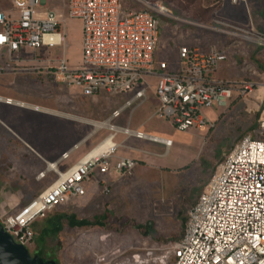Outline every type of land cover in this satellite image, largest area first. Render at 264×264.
<instances>
[{"label":"built area","instance_id":"built-area-1","mask_svg":"<svg viewBox=\"0 0 264 264\" xmlns=\"http://www.w3.org/2000/svg\"><path fill=\"white\" fill-rule=\"evenodd\" d=\"M12 1L17 16L0 13V47L8 54L21 48L60 46L61 56L50 64L46 60L42 70L54 80L76 87L85 96L100 90L127 92L144 84L123 106L113 110L110 118L118 117L134 102L146 99V89L150 86L147 77L157 79L154 94L158 106L154 115L183 132L191 128L207 131L215 128L216 122L203 113L204 108L227 107L236 96L263 91L254 135H243L217 164L189 207L181 236L168 242H144L130 252H127L128 237L129 240L122 242L123 247L104 245L101 254L94 249L95 237L89 236L82 240L84 250L93 252L91 264H264V81L237 82L217 77V71L228 61L226 51L217 47L203 52L187 45L179 46L176 68L165 60L157 61L161 18L183 22L160 2L129 0L130 6L123 10L121 0H67L64 11L49 9L45 0ZM225 2L242 7L249 23L241 25L226 18H214L210 24L188 20L184 23L229 36L236 43L246 42L264 49V32L255 30L251 24L250 0H215L214 3ZM69 19L79 20L81 24V62L75 66L65 55ZM0 100L12 102L10 98L0 97ZM94 126L107 128L111 133L65 171L48 163L56 174L55 180L17 212L0 215V223L16 242L31 245L33 224L57 205L84 196V184L95 174L132 175L137 161L117 155L122 147V142L115 141L118 133L160 141L166 147L171 144V140L116 126L109 120L95 121ZM66 156L67 152L62 154ZM99 181L107 193V181L104 178Z\"/></svg>","mask_w":264,"mask_h":264},{"label":"rangeland","instance_id":"rangeland-1","mask_svg":"<svg viewBox=\"0 0 264 264\" xmlns=\"http://www.w3.org/2000/svg\"><path fill=\"white\" fill-rule=\"evenodd\" d=\"M64 1L48 0L46 7L64 10ZM149 1L160 2L169 8L174 16L183 20L182 22L161 18L155 59H167L174 56L177 47L183 44L203 52L217 47L224 49L228 56V61L222 65L220 71L218 70L221 76L237 82L253 80L261 83L264 81V51L261 47L246 42L236 43L229 36L184 23L188 20L210 24L214 18H226L246 25L249 23V17L245 11L236 13L238 7H230L229 10L227 6L214 7L215 0ZM129 3V0H121L122 9L126 10L130 6ZM249 7L251 24L255 30L263 31L264 22L262 24L258 22L264 20L262 16L264 0H250ZM10 9L11 0H0V13L9 12ZM79 22V20L73 22L72 30L69 28V23L66 26L67 57L72 65H77L80 59ZM45 49L51 54L61 52L60 46L42 47L39 51L44 52ZM2 56L3 54L0 53V62ZM53 60L49 59V64L53 63ZM231 63L234 66H231ZM20 75L15 76L16 85H14V90L18 91L19 95L22 93L23 97L37 100L47 106L67 108L70 104L67 101L69 97L65 88L47 79L45 75L37 78L32 75V78L27 79L28 90H22L26 85L18 86L23 79ZM9 79V77L2 78L0 84L5 86ZM31 90L34 91V96L30 94ZM71 90L76 92L78 89L71 88ZM3 91H9L7 85L6 91ZM262 92V89H259L244 97L237 96L236 100H231L227 107L213 105L204 108L203 113L211 121L216 122L215 128L208 131L195 128L185 132L178 131L167 121L156 117L149 121V118L142 117L138 112L134 113L131 127L146 123L143 130L172 139L173 144L166 156L158 160L155 157L149 160L136 159L137 167L131 176L116 177L114 183L107 181L110 190L105 196L96 194L101 188L97 183L99 176L96 174L94 179L84 184L86 189L89 188L93 192L92 194L89 193L79 200L75 206L66 204L57 211L73 213L77 218L89 221L107 211L110 219L122 218L121 222L129 220L136 226L149 225L151 237L141 235L140 230L133 224H127L122 232L98 226L82 228L65 226L58 235L46 239V252L52 254L59 264H91L94 259L93 252L87 248L86 251L84 250L82 240L89 236L95 237L94 242L97 245H94V249H98L99 254L103 252L104 245L112 244V246L121 245L123 247L122 242L129 238L127 252L135 251L144 242L151 244L177 240L183 232L182 219L202 187L211 178L217 164L242 135L253 132L250 128L258 119ZM99 103L101 102L93 104L92 109L94 117L101 118L104 113L101 114L102 110L98 108ZM84 105L87 107V103ZM81 106L78 103L76 107ZM105 106L106 102L103 101L101 108ZM75 113L80 116L79 113L83 112L79 109ZM50 124L48 131L53 137L57 134L54 132L60 130L61 126L56 121H50ZM5 135L6 131L0 127V215L17 212L32 197L55 180V177L42 176L45 164L34 153L26 148H24L25 151L18 150L15 153L16 148L13 150L12 144L7 140L4 141ZM105 135L106 132H100L88 142V147ZM51 137L48 140H53ZM38 145L40 148L43 143L39 142ZM48 145L54 146L52 143ZM86 147V145L81 146L75 151L73 157L82 153ZM119 152L122 150L119 149ZM44 219L45 217L34 223L33 242L31 245H26L31 254L36 250V237L43 226ZM121 236L124 237L121 238Z\"/></svg>","mask_w":264,"mask_h":264},{"label":"crops","instance_id":"crops-1","mask_svg":"<svg viewBox=\"0 0 264 264\" xmlns=\"http://www.w3.org/2000/svg\"><path fill=\"white\" fill-rule=\"evenodd\" d=\"M227 4V5H226ZM45 5H48V0H45ZM67 0L64 1V11L66 10ZM227 6L228 10L230 7H238L239 11H243L240 6H231L227 2L223 3L221 7ZM229 12V11H227ZM4 13L7 17L15 18L17 12L13 6V1L11 0V9L9 12H1ZM264 17V14L262 15ZM75 19H69V28L72 30L71 25ZM263 21L258 23L262 24ZM68 25V24H67ZM264 26V23H263ZM1 29V25H0ZM264 32V27L262 28ZM79 36H80V59L81 62V24L79 22ZM45 48L46 46H42ZM40 47V48H42ZM39 48V49H40ZM37 50H32L29 48H21L16 52H12L10 54L7 53V50L3 47H0V53L3 54L0 62V80L2 78L9 77L10 79L5 83V86L0 84V97L10 98L12 99L11 103H6L0 100V127L6 131L5 140L12 144L13 150L15 149V153L18 150L25 151L24 148L28 149L32 153H34L37 157H39L43 163L45 164L42 169V176L46 177H55L56 174L52 170V167L48 163L56 164V168L60 171H65L73 164H75L85 153L94 148L103 138H105L111 131L107 128H97L94 126L95 121H103L109 120V122L116 126H127L134 130H140L145 134L156 136L159 138L171 140V144L166 147L163 142L153 141L149 139L136 138L134 136H126L124 134H117L115 137V141L122 142V147H119L118 150H122V152L117 151V155L128 156L133 159H142L149 160L152 157L155 159H160L166 156L173 142L170 137L160 136L155 133H151L149 131H145L142 128L146 126V123H139L131 127L132 124V116L134 113L138 112L142 117L149 118V121L153 118L161 119L166 121L165 119L159 118L154 115L155 110L158 106L157 98L154 94V88L157 82L155 77H147V81L149 83V87L146 89V99L143 102H134L132 105L124 108L120 115L115 118H110L113 110L120 108L123 106L126 100H128L134 93L135 90L144 87V84H138L132 90L127 92H119V93H109L104 90L98 91L96 94L91 96H85L81 94L79 89L76 87L67 86L64 83L58 82L51 78L48 73L43 71L44 64H46V60L59 58L62 54V50L60 53L51 54L49 50L45 49L44 52ZM264 51V49H261ZM53 55H57V57H53ZM65 55L68 59V51L65 49ZM157 59V58H156ZM158 60H168V58H159ZM68 62L70 63L69 59ZM72 65V62L70 63ZM75 66V65H74ZM173 68L178 66L177 60L171 63ZM39 69V70H36ZM220 71V70H219ZM219 71L215 74L217 77L222 79H228L227 77L221 76ZM21 74V75H20ZM20 75L23 79L21 84L18 86L26 85L22 90H28L29 86L26 80L32 77H45L47 79H51L58 86L61 85L65 88L68 98V102L70 103L67 108H61L57 106H47L44 103H40L37 100L30 99L28 97H23L22 93L19 95L18 91L14 90V85H16L15 76ZM31 77V78H32ZM6 85L9 89L6 91ZM71 88L76 89V92H72ZM30 94L35 95L34 91L31 90ZM89 98V99H88ZM105 101L106 106L102 109L101 103ZM97 102H101L98 104L99 110L101 109V118L94 117V112L92 109V105ZM81 104L82 106L77 108V104ZM87 103V107L84 105ZM83 113H79L76 115V111L79 110ZM60 120V122H58ZM50 121H56L60 126V130H56L53 137L49 135V127L51 126ZM138 122V121H137ZM135 122V123H137ZM168 122V121H167ZM169 123V122H168ZM171 125V124H170ZM172 126V125H171ZM173 127V126H172ZM174 128V127H173ZM100 132H106V135L100 139H97L95 143L89 145L88 142L98 135ZM48 136L46 138V136ZM41 137L43 140H40ZM53 138V140H48L49 138ZM39 142H42L43 145L39 148ZM48 143L54 144V146L48 145ZM36 144V145H34ZM86 145V149L73 157V154L76 150H79L81 146ZM124 145V146H123ZM44 146V147H43ZM67 152L66 157H62L63 153ZM160 152V153H156ZM158 157V158H157ZM137 167V166H136ZM135 170V169H134ZM134 172V171H133ZM133 174V173H132ZM96 175V174H95ZM94 175V178H95ZM97 179V183L101 186L96 194H100L105 196L106 192L103 191L102 185L100 183V179L104 178L106 181L115 182L116 177H127V176H117L113 173L107 176H100ZM131 176V175H130ZM93 178V179H94ZM92 180V179H91ZM90 180V181H91ZM90 181L86 182L89 183ZM108 185V184H107ZM110 190V186L108 185ZM89 193H93L92 191L86 189V193L84 196L79 197L83 199ZM35 197V196H34ZM33 198V197H32ZM76 200L77 202L80 200Z\"/></svg>","mask_w":264,"mask_h":264},{"label":"trees","instance_id":"trees-1","mask_svg":"<svg viewBox=\"0 0 264 264\" xmlns=\"http://www.w3.org/2000/svg\"><path fill=\"white\" fill-rule=\"evenodd\" d=\"M213 5H214V7H217V8L221 7V5L216 4V3H214ZM134 9H139V6H137V7L134 6ZM187 46L189 48H192L189 45H187ZM178 47H177V49H178ZM177 56H178V53L176 50L175 55L168 58V60H166L169 66H171V63L173 61L177 60ZM236 97H234V99ZM256 126H257V120H256V123H254L253 126L250 128L251 132L252 131L253 132L249 133V134L254 135V130H255ZM242 136L238 140H240L242 138ZM196 198H197V196H196ZM196 198H195V200H196ZM78 199H80V198H74V199L68 200L65 203L57 205L55 208H53L51 211H49L47 213V215L44 219V222H43V226L40 228L38 235L36 237V250L32 254L33 256H43L46 258L54 259L59 264V262L54 258V256L52 254L46 252V245H45L46 243L45 242H46V239L48 237H54V236L58 235L65 228V226L67 228H82V227H88V226H91V227L98 226V227H103L105 229H111V230H115L118 232H122L124 230V228L127 226V224L135 225L132 221H129V220H124V221L122 220V222H121L122 218L121 219L120 218L110 219L107 211H104L100 216H95L92 221H89L86 219H79L73 213H65V212L57 211L58 208H60L63 205H66V204H70L72 206H75V204L77 203L76 200H78ZM195 200L193 201V203L195 202ZM186 221H187V214L182 219V223H184L183 224L184 226L186 224ZM33 226H34V224H33ZM135 227L138 228V230H140L141 235L150 236L149 235L150 234L149 233V228H150L149 225H137V226L135 225ZM183 229H184V227H183Z\"/></svg>","mask_w":264,"mask_h":264},{"label":"water","instance_id":"water-1","mask_svg":"<svg viewBox=\"0 0 264 264\" xmlns=\"http://www.w3.org/2000/svg\"><path fill=\"white\" fill-rule=\"evenodd\" d=\"M0 264H58L54 259L33 256L29 249L14 238L0 223Z\"/></svg>","mask_w":264,"mask_h":264},{"label":"flooded vegetation","instance_id":"flooded-vegetation-1","mask_svg":"<svg viewBox=\"0 0 264 264\" xmlns=\"http://www.w3.org/2000/svg\"><path fill=\"white\" fill-rule=\"evenodd\" d=\"M46 258V257H45Z\"/></svg>","mask_w":264,"mask_h":264}]
</instances>
